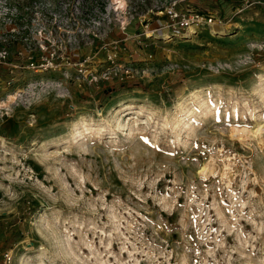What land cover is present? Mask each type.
Here are the masks:
<instances>
[{
    "label": "rangeland",
    "instance_id": "obj_1",
    "mask_svg": "<svg viewBox=\"0 0 264 264\" xmlns=\"http://www.w3.org/2000/svg\"><path fill=\"white\" fill-rule=\"evenodd\" d=\"M37 2L58 24H0V47L42 33L62 66L0 67V264H264V0ZM175 4L221 24L131 39Z\"/></svg>",
    "mask_w": 264,
    "mask_h": 264
},
{
    "label": "built area",
    "instance_id": "obj_2",
    "mask_svg": "<svg viewBox=\"0 0 264 264\" xmlns=\"http://www.w3.org/2000/svg\"><path fill=\"white\" fill-rule=\"evenodd\" d=\"M33 5H13L8 0H0V24H58L57 19L59 12L55 10L52 4L49 3H38L37 0H32ZM175 4L169 13L165 16H160L159 19L152 23L151 21H143L142 24H146L142 34L133 36L131 39H141L146 37L150 39H161V40H175L178 38H188L197 34L200 30L211 27L214 28L216 24H221L218 20L217 15L211 13L203 8H183L177 9ZM60 13H71V10L66 8L65 4L60 5ZM163 13V12H162ZM50 15L51 18L45 17ZM72 16H75L74 14ZM52 19V20H50ZM151 24H157L155 27ZM129 24L121 23L120 29L125 33L128 29ZM25 34V35H24ZM21 34L18 38L20 39V47L16 48L11 57V50L6 45L0 47V67L4 68L10 76L9 84H16L20 80L19 72L21 69H27L35 72L39 70L41 75L50 70L59 69L62 64L59 63L58 54L61 53L59 45L53 47L48 44L43 34L38 37L36 32L31 34L30 32ZM151 34V35H150ZM2 39V38H1ZM2 41V40H1ZM6 41V40H3ZM33 41H37L38 44H32ZM118 43V42H117ZM141 48H144V44L140 43ZM117 45V44H116ZM51 47V48H50ZM139 51L136 50L135 55H138ZM70 56L61 58L62 61L70 59ZM110 63L115 64L117 54H110L108 57ZM86 63L88 61L80 62L77 64L78 71L82 77L80 80L84 82L89 81L90 84H95L97 78L90 76L93 72H89L86 69ZM125 69V68H124ZM109 75L111 74L108 72ZM123 73L129 74V69L123 70ZM13 256L10 252L5 254L4 264H12Z\"/></svg>",
    "mask_w": 264,
    "mask_h": 264
},
{
    "label": "bare ground",
    "instance_id": "obj_3",
    "mask_svg": "<svg viewBox=\"0 0 264 264\" xmlns=\"http://www.w3.org/2000/svg\"><path fill=\"white\" fill-rule=\"evenodd\" d=\"M34 73H40V71L39 70H36ZM19 95V94H18ZM17 95V96H18ZM193 97V98H195L196 97V92H191V94L189 95V97ZM197 98V97H196ZM206 106V105H205ZM132 113H128L126 116L128 117V116H130ZM134 114V113H133ZM129 118V117H128ZM131 118V117H130ZM129 120H131V119H129ZM128 120V121H129ZM138 122H139V120H136L135 121V123H134V125H130L129 126V135L130 136H134L136 133H137V131H138V128L136 127L137 125H138ZM128 123V122H127ZM129 123H131V122H129ZM128 125V124H127ZM125 126L123 125V123H119V129H122V128H124ZM127 127V126H126ZM193 128H194V126L192 125V124H190V123H184V126H183V130L185 131V133H187V134H190L191 132H193ZM88 132L90 131L89 129H86ZM246 130H248L247 128H244L243 129V131L242 132H244V131H246ZM262 131H264V126H260L257 130H256V134H261V132ZM216 171H217V169H216V165H215V162H214V160H212L210 163H208V164H206L202 169H201V171H200V174H203V175H205V176H208L209 174H215L216 173Z\"/></svg>",
    "mask_w": 264,
    "mask_h": 264
}]
</instances>
